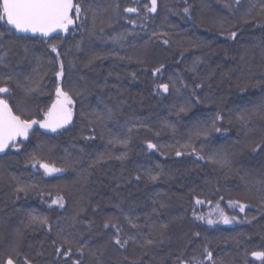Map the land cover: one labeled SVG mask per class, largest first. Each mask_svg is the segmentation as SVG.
I'll use <instances>...</instances> for the list:
<instances>
[{
    "label": "trees",
    "instance_id": "obj_1",
    "mask_svg": "<svg viewBox=\"0 0 264 264\" xmlns=\"http://www.w3.org/2000/svg\"><path fill=\"white\" fill-rule=\"evenodd\" d=\"M116 2L120 4L121 9L132 6V0H87V3L97 9H103ZM159 3L161 5L159 16L155 24L148 21L149 29L162 23L173 25V28L167 30L171 32L173 40L178 41L166 49L159 45L153 46L154 60L166 66L162 79L166 80L168 76L179 73L190 82L192 73L187 72L186 69L191 67L194 57L201 56L204 60L200 65L201 74L214 73L209 81L213 85L212 99L196 105L188 115L178 118L175 115L173 103L174 99L182 102L183 97L165 98L154 95V78L150 72L142 71V66L111 56L103 61H97L90 70L83 68L86 57L91 53L106 54L116 50L120 55L135 54L148 39L149 32H145L140 27H133L121 19L119 23H113L112 28H106L104 35L127 32V38L122 42L114 44L111 40H100L85 34L82 40V51L76 52L74 49L73 55L68 57V59L75 57L78 64L79 74L72 77V82L83 83L79 81V75H86L90 93L86 96L83 105L80 102L77 103V110L81 106L85 110L89 106L96 107L97 97L101 94L97 84H103L104 79L107 78L109 87L103 90V97L110 106H115V119L121 125L125 121H130L129 126L140 120L154 130L163 129L162 134L156 138L152 132L140 129L138 133L133 134L126 160L107 161L84 171L87 164L95 159L99 152L105 150V141H101L98 136L95 143L90 146L91 154L85 157L83 165L70 167L66 172L54 176H44L42 171L37 172L26 167L28 154L23 150L16 153L8 149L4 155L0 156V238H11L8 226L10 231L23 228L21 221L26 218V213L32 210L53 217L55 222L54 218L57 215L70 217L79 207H87L89 209L87 217L94 219L99 228L106 215L118 214V209L115 207L117 204L125 210L131 204L138 205L134 215L141 217L142 222L146 214L152 213L153 200H157L168 205L162 214H152L153 219L158 223L175 221L177 217H183V220L173 223L167 231L166 243L161 246L163 249L161 255H156L155 252L149 253V256H155L151 264H165L163 253L171 251L179 254L192 239V233L196 231H199L201 236L188 248V255L193 254V249H196L198 254L200 245L207 237L206 242L213 251L216 264H244L245 259L249 261V264H259L258 261H252L250 253L254 250H264V214L261 211V202L256 198L252 181L264 178V155L241 149L245 143H250L252 139H258L264 134V119L257 116L249 128L245 129L236 121V117L264 104V85L257 84L264 75V43H262L264 29L242 24L240 16L243 10L233 14L226 6L228 0H188V4L192 5L191 19L182 13L183 0H159ZM244 3L245 7H248L257 3V0H244ZM165 4L173 11H167L163 7ZM253 14L260 19L258 8ZM124 15L135 18V14ZM222 19L231 24H237L242 29L243 36L238 43L218 34L219 21ZM0 30H3L2 24H0ZM79 40H81L80 35H77L75 40L69 36L64 41V47L67 48ZM19 43L30 47L31 53L28 59L31 67L35 66V57L44 58L45 48L41 43L33 40H24ZM191 45L199 47H191ZM181 51L184 52L183 58L180 55ZM10 55L15 62L24 56V52L22 48H17ZM241 56L245 57L244 61H241ZM44 63L47 68L46 60ZM31 67L28 71H31ZM110 71L113 74L108 76ZM133 71L137 72L138 76L134 81L127 75ZM51 80V73H49L46 83L50 85ZM111 85L116 87L113 88ZM241 88L244 91H241ZM50 90V87H45L43 94L31 98H25L20 90H16L10 98V103H19L33 118L39 119L41 118L38 114L39 110L51 103L48 95ZM207 91L205 87L203 91L198 92V95L203 97ZM118 100H122L123 103L118 105ZM217 109H223L226 119L222 127L227 128L228 131L226 133L212 132L209 135L204 142L202 153L206 156L204 161H198L192 156L177 157L171 149H162L165 155L146 150L143 142L147 139H152L153 142H157L158 139L161 144H175L177 140L183 143L193 125L209 119ZM229 120L232 121L231 124ZM169 122L175 124V132L167 127ZM109 127L116 130L113 123H110ZM83 128L84 121L77 111L74 125L66 131L62 130V135L39 130L35 135L30 136L25 144L28 145V152L36 149L37 145L43 146L45 156H48L51 150V157L57 161L68 153L75 157L83 146V141L79 139ZM120 130L126 131V129ZM200 143L197 141L198 147ZM212 151L225 154L230 161V167L221 168L209 163L207 154ZM85 152H89V148H86ZM156 164L162 166L163 173L155 183H148L146 180L136 182L132 179L135 175L141 174L143 169L153 168ZM13 175L22 176L24 180L35 183L38 187L30 190L27 196L23 193L19 194L20 199L16 200L15 182L11 180ZM58 184L67 186V204L65 209L56 208L52 211L42 203L40 193L52 192L54 195L55 185ZM117 185H119L118 189ZM192 196L211 200L212 204L219 201L229 215H236L240 219L245 216L255 217V219L251 223L211 226L202 221H196L192 217L194 206ZM221 196L224 197L223 200L220 199ZM44 199L48 197L45 195ZM229 199H239L251 207L246 208L242 214L233 213L226 207ZM97 204L100 206V211L93 215L91 208ZM197 210L199 212L198 207ZM95 238L101 244L104 241V237L98 233ZM42 241L45 251L42 257L37 258L38 264H53L54 257L51 255L50 242L45 239L41 231H26L21 250L28 255H34L35 250L41 247ZM29 245L32 246L31 249ZM245 250L249 253L247 257ZM3 251L4 249L0 248V256L3 255ZM124 255L132 259L140 257L142 252L132 248L128 252H120L110 247L104 251L102 259L106 264H122ZM174 259V256L168 258L166 264H174ZM145 260L147 261L148 258L146 257Z\"/></svg>",
    "mask_w": 264,
    "mask_h": 264
},
{
    "label": "snow or ice",
    "instance_id": "obj_2",
    "mask_svg": "<svg viewBox=\"0 0 264 264\" xmlns=\"http://www.w3.org/2000/svg\"><path fill=\"white\" fill-rule=\"evenodd\" d=\"M183 4V15L191 19L192 5L188 4V0H183ZM226 6L233 14L243 10L240 16L242 24L264 29V0H257V3L248 7H245L244 0H228ZM160 7L159 0H132V6L122 9L118 2L109 4L103 9H97L87 3V0H0V24L3 25V30H0V153H6L8 149H12L16 153L23 150L28 154L25 162L26 167L37 172L42 171L44 176H54L66 172L70 167L83 165L85 157L91 154L90 146L95 143L98 136L101 141H105V150L99 152L95 159L87 164V168L83 169L84 171L107 161L126 160L133 134L138 133L140 129L152 132L156 138L161 136L163 129L154 130L143 121L137 120L129 126L130 121H125L121 125L115 119V106H110L103 97V90L109 87L107 78L104 79L103 84H97L101 94L97 97L96 107L89 106L85 110L81 106L77 110V103L80 102L83 105L86 96L90 93L86 75H79V81L83 83L72 82V77L79 74L78 64L75 57L73 59H68V57L73 55L74 49L76 52L82 51V40L85 34L89 37L95 36L100 40H111L114 44L126 40L127 32L104 35L106 28H112L113 23H119L121 19L133 27H140L150 33L143 46L133 55H120L116 50L106 54L91 53L86 57L83 64L84 69L90 70L97 61H103L111 56L142 66L141 70L150 72L154 78V95L165 98L168 96L183 97L182 102L179 99H174L173 103L175 115L178 118L188 115L196 105L210 101L213 85L209 81L214 73L201 74L200 65L204 62L201 56L194 57L191 67L186 69L187 72L192 73L190 82L186 81L185 77L179 73L168 76L166 80L162 79L166 66L164 63L154 60L153 46L159 45L166 49L178 41L173 40L171 32L167 30L173 28V25L162 23L149 29L148 21L155 24ZM163 7L169 12L173 11L167 4ZM257 8L260 19L253 14ZM109 13L111 15H108ZM124 14H135V18ZM218 34L238 43L243 36V31L237 24H231L222 19L219 21ZM77 35L81 36V40L75 41L74 44L65 48L64 41L69 36L75 40ZM24 40L39 42L45 48L44 58L35 57L34 67H31V62L28 59L31 53L30 47L27 44L19 43ZM191 47L199 46L191 45ZM17 48H22L24 56L14 62L10 53H14ZM180 55L183 58L184 52L181 51ZM240 59L244 61L245 57L241 56ZM45 60L47 68H45ZM29 67H31V71H28ZM49 73L52 77L50 85L46 83ZM112 74L110 71L108 76ZM127 75L133 81L138 78L135 71ZM257 84L264 85V75ZM45 87L51 89L48 93L51 103L46 108L39 110L38 114L41 116L39 119L33 118L19 103H10V98L13 97L16 90H20L25 98H31L43 94ZM111 87L115 88L116 85H111ZM205 87L208 91L201 97L198 92L203 91ZM241 91L244 89L241 88ZM122 103V100L117 101L118 105ZM77 111L79 117L84 121V128L79 137L83 141V146L80 147L77 156L72 157L71 153H68L57 161L51 157V150H49V155L45 156L43 146L40 145H37L32 152H28V145L25 142L29 141L30 136L35 135L41 129L62 135V130L66 131L74 125ZM257 116L264 119V104L241 113L236 117V121L248 129ZM225 119L223 109H217L209 119L194 124L183 143L177 140L175 144H161L158 139L157 142L147 139L143 143L146 150L158 152L160 155L166 154L162 149H171L177 157L192 156L198 161H204L206 159L205 154H202L204 142L212 132L226 133L228 131L227 128L222 127ZM228 122L232 123L231 120ZM110 123L114 124L116 130L109 127ZM167 127L175 132L174 123L169 122ZM120 129H126V131ZM85 132L87 134H84ZM197 141L201 142L199 147ZM86 148H89V152H85ZM241 150L264 155V134L260 135L258 139H252L250 143H245ZM65 151L67 152V149ZM207 161L221 168L230 167V161L221 152L208 153ZM162 173V166L156 164L153 168L143 169L141 174L135 175L132 179L136 182L146 180L148 183H155L160 179ZM241 178L243 179V177ZM11 180L15 182L16 200L20 199L19 194L23 193L27 196L30 190H35L38 187L37 184L24 180L22 176L13 175ZM252 186L255 188L256 198L261 202V211L264 214V178L252 181ZM118 188L119 185H117ZM55 189L54 195L52 192L40 193L42 203L52 211H55L56 208L65 209L68 195L67 186L58 184L55 185ZM45 195L48 199H44ZM220 199L223 200L224 197L221 196ZM191 200L194 205L192 208L193 219L210 226L251 223L255 219V217L248 218L247 216L240 219L236 215H229L220 207L219 201L216 202L214 210L206 216L198 212L196 206H203L205 203L211 205L212 201L201 199L200 196H192ZM153 205L152 213L146 214L141 222V217L134 215L138 205L131 204L125 210L120 204H117L115 207L118 209V214L106 215L99 228H97L94 219L87 217L89 211L87 207H79L70 217L57 215L54 218L55 222L49 215L37 213L35 210L28 211L26 218L21 221L23 228L15 229L10 234V239L0 238V248L4 249L3 255L0 256V264H38L37 258L42 257L45 251L43 241L41 247L35 250L34 255H28L21 250L25 232L28 230L43 232L52 248L53 264H106L102 257L104 251L110 247L116 248L120 252H128L130 248L139 249L142 252L138 258L130 259L128 255H124L122 264H151L155 256H149V253L155 252L156 255H161L163 252L161 246L166 243L167 231L173 223L183 220V217H177L175 221L158 223L153 219L152 214H162L168 205L157 200H153ZM228 207L244 213L245 209L251 205L242 203L239 199H229ZM91 211L94 215L100 211V206L97 204L91 208ZM97 233L104 237L102 244L95 238ZM200 236L199 231L192 233V239L179 254L171 251L163 253L165 264L167 259L173 256L174 264H216L213 251L206 242L207 237L204 238L205 242L200 245L198 254H196L197 250L193 249V254L188 255V248ZM29 248L31 249L32 246L29 245ZM248 255L249 253L245 250V256ZM250 257L252 261L264 264V250L251 251ZM244 264H249V261L245 259Z\"/></svg>",
    "mask_w": 264,
    "mask_h": 264
},
{
    "label": "rangeland",
    "instance_id": "obj_3",
    "mask_svg": "<svg viewBox=\"0 0 264 264\" xmlns=\"http://www.w3.org/2000/svg\"><path fill=\"white\" fill-rule=\"evenodd\" d=\"M197 207H198L200 213H203L204 215L207 216L210 211H213L214 210L215 204L209 205V204L205 203L203 206H197ZM220 207L223 208L221 205H220ZM226 207H227L228 210H232L233 213H240L238 209L233 210V209L229 208L228 207V203L226 204ZM240 214H242V213H240ZM8 229H9L8 230L9 233L11 234L13 231L12 230L10 231V226H8Z\"/></svg>",
    "mask_w": 264,
    "mask_h": 264
},
{
    "label": "water",
    "instance_id": "obj_4",
    "mask_svg": "<svg viewBox=\"0 0 264 264\" xmlns=\"http://www.w3.org/2000/svg\"><path fill=\"white\" fill-rule=\"evenodd\" d=\"M20 35V34H19ZM41 131H45V130H43V129H41ZM6 152H7V150H6ZM5 153H0V156H2V155H4Z\"/></svg>",
    "mask_w": 264,
    "mask_h": 264
}]
</instances>
